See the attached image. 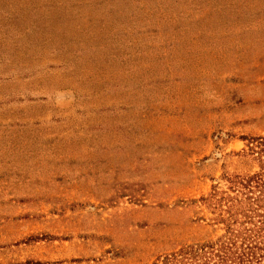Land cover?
Returning <instances> with one entry per match:
<instances>
[{"label":"rangeland","instance_id":"374dc122","mask_svg":"<svg viewBox=\"0 0 264 264\" xmlns=\"http://www.w3.org/2000/svg\"><path fill=\"white\" fill-rule=\"evenodd\" d=\"M257 135L264 0H0V264L214 236L197 200Z\"/></svg>","mask_w":264,"mask_h":264},{"label":"trees","instance_id":"16d2710c","mask_svg":"<svg viewBox=\"0 0 264 264\" xmlns=\"http://www.w3.org/2000/svg\"><path fill=\"white\" fill-rule=\"evenodd\" d=\"M243 139L246 149L237 155L249 168L224 171L225 186L213 184L197 200L219 233L180 244L151 264H264V135Z\"/></svg>","mask_w":264,"mask_h":264}]
</instances>
